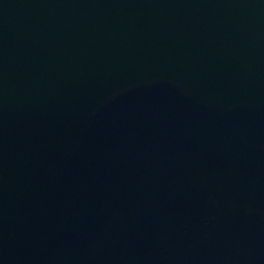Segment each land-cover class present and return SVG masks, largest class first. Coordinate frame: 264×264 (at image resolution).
I'll return each mask as SVG.
<instances>
[{
  "label": "water",
  "instance_id": "95a60500",
  "mask_svg": "<svg viewBox=\"0 0 264 264\" xmlns=\"http://www.w3.org/2000/svg\"><path fill=\"white\" fill-rule=\"evenodd\" d=\"M0 264H264V0H0Z\"/></svg>",
  "mask_w": 264,
  "mask_h": 264
}]
</instances>
